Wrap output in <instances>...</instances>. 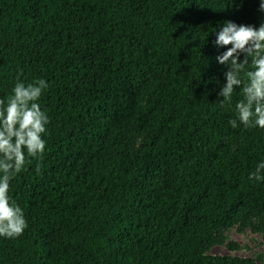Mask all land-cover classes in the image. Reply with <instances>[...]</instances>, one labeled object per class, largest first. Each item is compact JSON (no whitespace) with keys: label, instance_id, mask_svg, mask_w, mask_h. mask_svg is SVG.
<instances>
[{"label":"trees","instance_id":"16d2710c","mask_svg":"<svg viewBox=\"0 0 264 264\" xmlns=\"http://www.w3.org/2000/svg\"><path fill=\"white\" fill-rule=\"evenodd\" d=\"M259 3L0 0V98L17 78L49 85L45 151L10 181L27 227L0 236V264H255L203 249L264 218V181L248 179L264 129L229 125L241 88L221 106L231 45L214 44L227 20L264 22Z\"/></svg>","mask_w":264,"mask_h":264},{"label":"clouds","instance_id":"9594fccd","mask_svg":"<svg viewBox=\"0 0 264 264\" xmlns=\"http://www.w3.org/2000/svg\"><path fill=\"white\" fill-rule=\"evenodd\" d=\"M259 10L264 12V0H260ZM215 36L216 46L231 45L217 57L228 66L226 82L217 93L223 97L221 106L231 104L235 88H241L236 118L229 125L235 129L239 121L245 128L264 129V22L256 27L227 20ZM249 59L251 69L247 70ZM48 87L43 78L28 83L17 78L11 94L0 98V236L9 239L22 235L27 227L23 210L9 196L10 181L24 169L28 157L39 159L45 151L43 134L49 117L38 101ZM248 179L264 181V160Z\"/></svg>","mask_w":264,"mask_h":264},{"label":"rangeland","instance_id":"374dc122","mask_svg":"<svg viewBox=\"0 0 264 264\" xmlns=\"http://www.w3.org/2000/svg\"><path fill=\"white\" fill-rule=\"evenodd\" d=\"M146 93L144 91L139 98V104L143 102ZM128 130L130 142L135 148L142 135L132 125H128ZM152 183L157 185L159 181L154 180ZM229 244H234L235 247ZM203 252L212 255L250 258L255 264H264V218L253 215L245 222L236 221L231 226L218 230L204 247Z\"/></svg>","mask_w":264,"mask_h":264}]
</instances>
